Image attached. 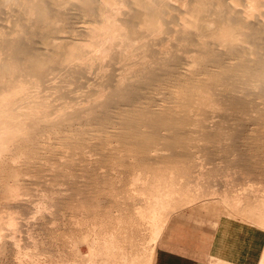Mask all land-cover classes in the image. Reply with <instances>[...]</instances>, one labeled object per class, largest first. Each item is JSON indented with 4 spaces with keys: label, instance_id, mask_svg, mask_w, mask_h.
Returning <instances> with one entry per match:
<instances>
[{
    "label": "bare ground",
    "instance_id": "6f19581e",
    "mask_svg": "<svg viewBox=\"0 0 264 264\" xmlns=\"http://www.w3.org/2000/svg\"><path fill=\"white\" fill-rule=\"evenodd\" d=\"M240 127L264 138V0H0V264H153L202 193L257 229L264 264V188L218 194L219 165L190 181L207 156L180 149Z\"/></svg>",
    "mask_w": 264,
    "mask_h": 264
},
{
    "label": "crops",
    "instance_id": "0c3cea01",
    "mask_svg": "<svg viewBox=\"0 0 264 264\" xmlns=\"http://www.w3.org/2000/svg\"><path fill=\"white\" fill-rule=\"evenodd\" d=\"M163 230L155 245L153 264H206L210 258L256 264L258 258L257 229L239 218L186 207Z\"/></svg>",
    "mask_w": 264,
    "mask_h": 264
},
{
    "label": "rangeland",
    "instance_id": "374dc122",
    "mask_svg": "<svg viewBox=\"0 0 264 264\" xmlns=\"http://www.w3.org/2000/svg\"><path fill=\"white\" fill-rule=\"evenodd\" d=\"M85 21H86L85 19H81V20L79 19V20H77L78 27H80V28L81 27H84V25L86 24ZM253 129H254V127H253ZM242 130H244V127L243 128L240 127L239 130H237V129L236 130H231L235 134L236 133L237 134L238 133H241V135H242L241 137L239 135H238V137H235L233 142H225V141H199V142L196 141L195 142V141H192L193 143H189L188 142L185 145L189 150L186 147L181 146L183 148L180 147V149H183V150L186 149L185 152L186 151L187 152L189 151L188 153H191L193 155H196L197 154L198 156H201V157H203L205 155L207 156V157H204V159L203 158L202 159L199 158V159H193V160L191 159V161L188 160V162L186 164L189 167H187L184 164L185 165L184 168L186 167L185 169L187 171H189L190 174H192V176L191 175L188 176V177H190L189 180L191 179L193 181H198V180L201 179V177L197 174L198 173L197 171H205L206 172L207 169L210 170L213 167L215 168V167H217V165H219V172H217V173H220V174H217V173L214 174L213 172H211V174H212L211 176L212 177L211 176L210 177L208 176V177L204 178L205 181H207V179H208V181H207L208 183H206V185L207 186H212L213 187L212 189H214L216 191V193L220 194V193H222V190L223 189H225V188H228V189L230 188L231 189L232 188V190H234L235 193L236 192H238V193H244V196L248 197L250 195H253V193L255 192L256 188H258V189H260L262 187L264 188V186H263L264 185V157H263L264 156V138H262V139L259 138V139H255L254 140L250 136V134L252 135V132L251 131L249 133V132H247L245 130L244 131H242ZM256 130H257V133L259 132V134L262 133L261 135H264V128L262 129V127H260V128H256ZM215 145H216V147H215ZM160 146L161 145H158L156 147H160ZM225 147H227L228 149H230L229 150L230 152H235L234 155L236 156V160H238V162L235 159H234V161H230V162H225L227 160H225L224 162L220 161V160H222V159H220V157L222 158V156H226L225 153H227V155L230 153V152H227L228 149L225 148ZM176 149L180 150L179 147L176 148ZM221 149H223L222 150L223 152L221 151ZM224 149H226L227 151L224 150ZM219 151H221L223 153V155ZM224 151H226V152H224ZM216 155H217V158H219L220 160L217 159V158H215ZM211 156L212 157L214 156L213 157L214 159ZM209 157L211 159H209ZM238 158L240 160L242 159L241 162H240V160ZM116 161L121 162L120 159H118V160L116 159L115 162ZM235 162H237V163H235ZM83 163H85V162L82 161V163H80V164H83ZM77 164H78V161H77ZM220 164L222 166L224 165L225 167L228 165L227 166L228 168L227 167L226 168H224V167L222 168L220 166ZM111 167H114V166H110L109 165L108 168L106 167V168L101 169L102 171L101 170H99V171H101V173L104 171L109 176L110 175L113 176V175H115L117 173V176L119 175V177H122V178H124V180H127V177H129L127 174H128V171H130L129 166H116L115 165L114 169H110ZM224 169H228L227 170L228 174L226 172V174H227L226 177L223 175V173H221V172H224L225 173V170ZM121 174H122V176H121ZM183 180L182 181L186 183L188 181V178L187 179H183ZM200 181H202V179ZM190 183H188V184H190ZM197 183H200V182H197ZM124 195H126V194L125 193H122L121 194V196H124ZM202 195H201V197H203L202 199H199V201L197 200V202H194V204L193 203L192 204H190V203L185 204V207L183 206L182 209H184L186 207L196 206L199 210H202V211H205V212H211V213L216 214L218 216L219 215H226V216H228L230 218H239V219L241 218L239 216H231L229 213H227L228 210H226V208H224L222 204H220V203H214V204L213 203H210L211 202L210 199L208 200V198L210 196L209 197H206L208 195H204V193H202ZM114 199L115 198H112V202L114 201ZM110 207L112 209L111 210L112 211V214H115V209H116V207H115V201L113 203H111ZM110 207H108V209H110ZM181 210H179V211H181ZM178 212L172 214V216L170 217V219L168 220V222ZM168 222H167V224H166L163 232L167 228ZM246 222H247V220H246ZM146 226L147 225H143L141 227L142 231H143V229H145ZM136 234H137L138 237H141L140 234H138V233H136ZM162 235H163V233L161 234V236ZM159 239L156 238L152 242L150 241L149 243H146L147 245L145 246V250L146 249L147 250H150L151 248H155L156 243H158L157 240L159 241ZM65 248L68 249V246H65ZM86 249L87 248L84 246L83 247V251L86 252L87 251ZM147 250H146V253H148ZM218 260L221 261V259L210 258V259H208V261H207L206 264H216V262ZM223 261H225V260H223ZM225 262H227V261H225ZM227 263H230V262H227Z\"/></svg>",
    "mask_w": 264,
    "mask_h": 264
}]
</instances>
